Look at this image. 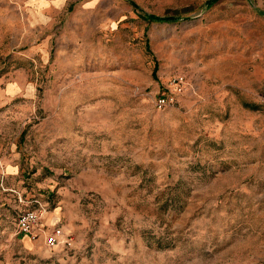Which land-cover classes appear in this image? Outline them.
<instances>
[{"label":"rangeland","instance_id":"obj_1","mask_svg":"<svg viewBox=\"0 0 264 264\" xmlns=\"http://www.w3.org/2000/svg\"><path fill=\"white\" fill-rule=\"evenodd\" d=\"M208 1L0 27V264H264V0ZM35 200L60 245L18 233Z\"/></svg>","mask_w":264,"mask_h":264},{"label":"crops","instance_id":"obj_2","mask_svg":"<svg viewBox=\"0 0 264 264\" xmlns=\"http://www.w3.org/2000/svg\"><path fill=\"white\" fill-rule=\"evenodd\" d=\"M1 5L13 14L0 19V27L62 29L65 44L74 42L70 37L81 28L108 27L117 11L115 0H0ZM48 37L49 43L53 36Z\"/></svg>","mask_w":264,"mask_h":264},{"label":"built area","instance_id":"obj_3","mask_svg":"<svg viewBox=\"0 0 264 264\" xmlns=\"http://www.w3.org/2000/svg\"><path fill=\"white\" fill-rule=\"evenodd\" d=\"M187 77L183 74L174 78L172 83L168 85V91L160 94L155 101L158 109H165L170 106H176L177 96L182 94L188 88ZM38 207L29 208L20 211L17 221L18 233H23L33 240L44 237L47 246L53 248L62 242L63 230L60 227L49 229L44 226L42 220L47 211L46 207L39 200H35ZM72 239V238H70Z\"/></svg>","mask_w":264,"mask_h":264},{"label":"trees","instance_id":"obj_4","mask_svg":"<svg viewBox=\"0 0 264 264\" xmlns=\"http://www.w3.org/2000/svg\"><path fill=\"white\" fill-rule=\"evenodd\" d=\"M216 0H209L207 2L208 5H211ZM146 18L148 21H156V22H176L182 18V16L179 15H164V16H157L153 14L146 15ZM157 69V67H156ZM155 69V72H156Z\"/></svg>","mask_w":264,"mask_h":264}]
</instances>
